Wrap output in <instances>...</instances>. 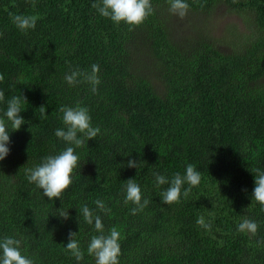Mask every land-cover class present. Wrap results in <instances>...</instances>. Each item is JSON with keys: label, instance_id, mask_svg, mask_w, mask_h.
<instances>
[{"label": "trees", "instance_id": "trees-1", "mask_svg": "<svg viewBox=\"0 0 264 264\" xmlns=\"http://www.w3.org/2000/svg\"><path fill=\"white\" fill-rule=\"evenodd\" d=\"M94 2L0 0V116L12 96L27 100L26 122L9 133L0 161V240L19 239L34 264H95L87 247L100 233L83 218L87 205L105 235L120 232L119 264H264V208L252 198L253 170L264 171V0H185L183 18L169 0H150L153 14L132 30L101 16ZM225 10L241 15L245 29L231 23L230 36L219 39L189 23L207 24ZM10 13L35 16V29L20 31ZM93 64L95 94L82 78L67 84L66 74ZM77 104L101 131L76 149L71 185L48 200L25 169L68 146L55 136L64 127L59 108ZM130 159L137 168L127 167ZM189 163L201 173L199 185L164 204L168 185L157 187L154 173L170 179ZM128 179L149 201L136 215L124 203ZM201 217L210 227L197 223ZM243 217L257 223L255 235L238 231ZM69 232L77 233L80 261L65 250Z\"/></svg>", "mask_w": 264, "mask_h": 264}, {"label": "clouds", "instance_id": "clouds-1", "mask_svg": "<svg viewBox=\"0 0 264 264\" xmlns=\"http://www.w3.org/2000/svg\"><path fill=\"white\" fill-rule=\"evenodd\" d=\"M169 11L183 18L189 9V5L185 0H169ZM35 7V3H33ZM92 7L105 18H109L116 24L121 22L132 27L141 25L148 16L153 14V7L150 0H98L94 2ZM13 24L20 31L35 29L37 18L29 15H19L10 13ZM99 65L93 64L91 71H82L76 69L70 74L65 75V81L70 86H75L83 81L91 85V92H97V86L100 84L98 77ZM4 79L0 74V82ZM0 102H5V94L0 90ZM27 104V100L22 95L12 96L6 101V109L0 116V161H3L10 152L8 147L10 143V132L19 131L21 126L25 124V120L20 115L22 105ZM41 119H47L45 115L46 107L41 105L38 109ZM59 112L62 113V121L64 127L55 130V136L68 145L65 149L56 155H49L42 159L41 163L26 168V178L30 183H34L37 188L42 189L44 197L48 200L60 199L62 193L71 185L72 175L78 167L80 157L76 154V149L85 146L86 141L94 140L100 134L99 127H93L91 116L87 107L77 104L75 107L61 106ZM11 129V131L9 130ZM139 162L128 160L127 167L137 168ZM254 190L252 198L264 208V171L254 169ZM155 183L157 187L168 185L166 190L161 192L162 202L164 204L178 203L181 195L187 197L193 187L198 186L201 181V173L196 166L189 163L185 168L184 174L175 173L169 179L159 173H154ZM125 184V204L131 202L136 207L132 208L131 214L136 215L141 212L149 204L147 199L142 201V192L136 179H128ZM187 184L188 187L184 188ZM183 189V192H182ZM97 208L109 214L111 209L108 208L101 200H96ZM59 217L67 220L69 218L68 210L62 207L57 210ZM80 211L86 223L92 225L94 222L95 230L100 233L93 235L87 247V253L95 258V264H119L120 256V232L116 227L110 229L107 235L104 234V227L99 215H93V212L87 205H82ZM199 225H205L203 218L197 220ZM258 225L255 221L248 217H243L238 224V231L247 232L255 235ZM77 233L69 232L68 242L65 250L70 252L77 261L84 257L80 244L76 239ZM0 264H34L33 259L23 255L21 252V241L14 237L5 236L0 240Z\"/></svg>", "mask_w": 264, "mask_h": 264}, {"label": "rangeland", "instance_id": "rangeland-1", "mask_svg": "<svg viewBox=\"0 0 264 264\" xmlns=\"http://www.w3.org/2000/svg\"><path fill=\"white\" fill-rule=\"evenodd\" d=\"M223 8L225 9V7ZM189 23H191L190 24L191 26L194 24H198L199 27H201L203 30L208 31V33H211V31H213L214 35H216L217 38L219 39L224 38L225 36L227 37L230 36L228 29L231 23L232 24L237 23L239 28L245 29L243 25L244 23L243 17L236 12L228 13L226 10L221 11L218 16L211 17L209 19V23L207 21V24L204 23L203 20L199 21L197 18H194ZM234 42H236L234 38H230L228 40V43L231 45H233Z\"/></svg>", "mask_w": 264, "mask_h": 264}]
</instances>
